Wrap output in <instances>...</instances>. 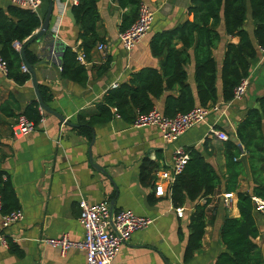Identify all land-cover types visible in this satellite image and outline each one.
I'll use <instances>...</instances> for the list:
<instances>
[{"label":"crops","instance_id":"0c3cea01","mask_svg":"<svg viewBox=\"0 0 264 264\" xmlns=\"http://www.w3.org/2000/svg\"><path fill=\"white\" fill-rule=\"evenodd\" d=\"M145 1L155 8L156 19L150 33L129 51L124 49L118 38L126 10L120 7L117 0H98L100 20L97 30L109 45L110 64L103 69L108 58H104L96 45L91 52L90 64L86 66L89 79L85 85L61 75L59 63L63 49L71 45L80 46L81 40L78 38V25L67 15L60 22L59 6L55 3L50 32L34 41L29 49L40 58L35 66L39 85L49 87L54 94L48 105L65 118L64 122L47 113L46 122L39 125L35 132L13 136L12 125L16 117L38 97L32 79L18 85L0 73V106L13 95L12 107L17 113L16 117H10L0 110V168L11 177L25 216L6 229L8 240L18 245L24 255L19 256L9 246L0 244V264H86L84 250L73 248L63 253L44 242L47 238L64 235L73 241H83L85 232L79 220L81 201L89 204L108 201L111 205L115 200V211L129 209L153 219L149 227L135 232L122 246L114 264H216L219 255L227 251L221 229L225 218L240 216L236 193L231 207L224 202V195L228 193L224 183L211 197L202 247L189 261H185L191 234L189 223L196 203L187 202L182 206L184 211L178 213L171 197L168 194L157 195L155 186L162 182L159 173L171 165L179 147L197 148L221 175L227 174L224 141L217 138L212 129L235 137L237 127L248 110L260 107L259 99L264 96V57L261 53L252 60L250 84L245 96L239 100L223 101L222 81L219 79L220 100L213 104L217 109L211 110L204 122L172 143L165 141L156 127H136L120 116L108 123L95 125L91 140L76 131L80 115L87 120L94 115L97 104L114 85L128 82L133 72L144 67L160 68L161 58L152 54L150 46L153 35L173 29L188 18L187 9L191 0ZM10 4V0H0V8ZM48 8L49 1L44 0L38 13L42 24ZM247 28L253 36L251 18ZM56 32L58 36H55ZM221 32L223 41L214 51L219 66L222 65L227 43L238 42L237 38L225 34L223 25ZM194 64L192 59L187 71L188 81L196 90ZM164 106L165 97L156 100V108L163 111ZM90 149L94 161L107 173L98 171L91 164ZM145 160L156 163L152 174L154 182L150 186L143 185L140 179ZM253 186V176L249 179L246 173L240 177L239 191L251 192ZM145 196L148 197V205ZM199 202L203 204L206 199ZM255 218L260 235L256 238L258 249L254 257L264 264V215L255 212Z\"/></svg>","mask_w":264,"mask_h":264},{"label":"trees","instance_id":"16d2710c","mask_svg":"<svg viewBox=\"0 0 264 264\" xmlns=\"http://www.w3.org/2000/svg\"><path fill=\"white\" fill-rule=\"evenodd\" d=\"M125 11L120 31L130 28L139 14L144 0H117ZM76 24L79 27L80 47L90 59L92 50L99 42H105L97 30L100 20L98 0H80L72 7ZM188 18L173 29L155 33L150 46L152 54L161 58L160 68L144 67L133 72L128 82L109 90L97 104L96 113L88 120L80 115L76 131L92 139L93 127L105 124L120 116L133 123L138 113H147L155 107L157 99L165 97L164 114L174 117L187 113L195 106L207 107L220 100L218 81H222V100L234 98V89L249 76L252 60L258 54V47L264 46V0H191L187 9ZM253 21L254 35L247 28L249 19ZM225 34L237 38L238 42H228L222 65L219 66L214 55L215 49L223 41L221 27ZM42 26L41 17L14 4L0 8V55L8 65V78L18 85L32 79L29 72L22 70L25 61L22 47L33 33ZM179 44L181 45L179 47ZM30 46V45H29ZM25 50L26 60L32 66L40 62L33 51ZM192 50V52H191ZM194 59V78L196 90L188 81L187 66ZM109 58L103 69L109 67ZM63 78L85 85L89 79L88 68L77 60L73 46H66L60 58ZM42 100L48 104L54 94L45 85H40ZM13 95L2 103L0 110L7 116L16 117L12 107ZM259 108L249 109L246 117L239 123L235 137L224 141L227 174L221 175L217 167L197 148L189 147V159L182 173L171 186V200L175 207L187 202L196 203L191 215L189 236L185 251V261L202 247L206 232L207 207L211 197L224 183L225 191L237 194L239 217L224 219L221 235L227 251L222 252L216 264H263L254 255L258 249L256 238L260 229L255 218L253 197L264 198V96L259 99ZM36 125L40 124L41 112L38 100L29 102L20 112ZM47 115V112H46ZM208 149L207 144L205 145ZM246 152L249 156L253 176L252 191H239L240 177L246 175L245 167L239 160ZM156 163L145 160L141 166L140 179L143 185H153V172ZM4 175L6 177H4ZM0 196L3 213L20 209V201L9 174L0 168ZM206 199L205 203L199 201ZM152 201V196H150ZM258 213V212H257ZM10 250L23 256L15 243L9 241Z\"/></svg>","mask_w":264,"mask_h":264},{"label":"built area","instance_id":"2783aa9c","mask_svg":"<svg viewBox=\"0 0 264 264\" xmlns=\"http://www.w3.org/2000/svg\"><path fill=\"white\" fill-rule=\"evenodd\" d=\"M12 4L19 7L30 9L35 13H39L44 0H10ZM80 0H54L59 6L60 22L66 17L67 11L74 5L79 4ZM156 19V10L147 1H142L139 7V14L134 24L119 33V41L126 50H133L142 39L150 33ZM58 31V29H57ZM58 36L57 32L56 35ZM18 51H22V44L15 42ZM77 53V60L80 64L87 66L90 60L87 54L80 46H73ZM97 49L103 54L104 58H108L109 45L106 42H99ZM259 53L264 57V46L258 47ZM59 68L62 69L59 63ZM22 70L29 72L26 64L22 65ZM0 73L8 77V65L6 60L0 55ZM249 76L241 80L234 89L233 100L242 99L249 87ZM118 84L114 85L117 87ZM217 109V106H195L187 113H178L174 117H168L163 111L154 107L147 113H138L134 122L136 127L154 126L156 127L163 139L172 143L179 139L180 136L204 122L211 110ZM41 120L40 124L46 122V111L40 106ZM30 121L24 114L19 113L12 125L13 136L19 137L35 132L38 126ZM212 133L223 141L229 140V135L225 131L212 129ZM189 159L188 151L179 147L176 149L173 162L171 165L159 173L162 182L156 183L155 192L159 196L171 195V186L176 181L177 176L183 172L185 165ZM4 177H6L4 175ZM167 184H166V183ZM234 201V193H226L224 202L226 206L231 207ZM255 209L264 215V198L253 197ZM80 216L79 220L84 227L83 241H73L69 236L52 237L45 239V243L51 247L59 248L63 253L68 250L77 248L85 251L86 264H114L122 246L127 243L137 231L146 229L153 223V219L144 215H140L133 210L122 209L111 214V205L108 201L97 204H89L87 201H81L79 204ZM176 211L181 213L184 211L182 206L176 207ZM24 213L21 209L14 210L11 213H3L2 199L0 196V244L9 246V240L6 237V229L15 222L24 219Z\"/></svg>","mask_w":264,"mask_h":264},{"label":"water","instance_id":"95a60500","mask_svg":"<svg viewBox=\"0 0 264 264\" xmlns=\"http://www.w3.org/2000/svg\"><path fill=\"white\" fill-rule=\"evenodd\" d=\"M49 1V8H48V11L44 17V21H43V24L40 28V30L32 35L28 41H26L22 47V57L25 61V64L26 66L28 67V70H29V73H31L32 75V82H33V85L35 87V90H36V94H37V97H38V101L40 103V106L48 113V114H52V115H55L57 117H59L61 119V121H65V118L62 117L61 115H59L56 111H54L48 104H46L42 98H41V94H40V85H39V82H38V77H37V72H36V69L34 66H32L31 64L28 63V61L26 60V55H25V50L26 48L31 45L34 41L38 40V39H41L42 37L46 36L48 32H50L51 30V22H52V18L54 17V9H55V2L54 0H48ZM67 16L68 18L73 22V23H76V18L74 16V13H73V10L72 8H70L68 11H67ZM50 46H52V41L50 42ZM72 126H76L74 124H71ZM90 160H91V164L100 172H103V173H107L106 170L101 167L100 165H98L95 161H94V158H93V155H92V149H90ZM244 167H245V171L249 177V179H252V172H251V166H250V163H249V158H248V155L247 154H243L240 159H239ZM145 202L146 204L148 205V197L145 196ZM114 203H115V200L112 201V204H111V214L113 215V213L115 212L114 210Z\"/></svg>","mask_w":264,"mask_h":264}]
</instances>
